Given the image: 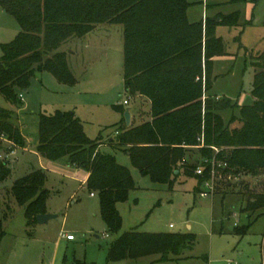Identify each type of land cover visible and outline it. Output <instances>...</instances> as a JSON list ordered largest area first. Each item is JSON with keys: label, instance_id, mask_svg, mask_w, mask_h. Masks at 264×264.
Listing matches in <instances>:
<instances>
[{"label": "trees", "instance_id": "obj_1", "mask_svg": "<svg viewBox=\"0 0 264 264\" xmlns=\"http://www.w3.org/2000/svg\"><path fill=\"white\" fill-rule=\"evenodd\" d=\"M0 5L21 28L12 42L3 45L0 58V92L17 106L37 73L48 71L61 83H77L63 49L69 40L83 38L98 25L123 26L125 90L130 96L146 97L150 119L128 127L123 117L106 127L116 131L115 136L106 140L101 132L91 139L75 111L57 110L40 115L37 145L43 157H69L71 164L87 170L86 185L98 194L110 233L120 232L122 218L117 205L127 201L137 186L130 169L114 154L103 152V146L128 153L140 173L156 184L172 187L181 176L195 179V193L213 173L232 175L239 184L244 177L264 175V51L252 64V102L241 106L238 116L226 123L222 112L233 108L231 99L210 95L216 80L213 58L226 55L216 28L238 26L239 11L219 13L204 24L188 20V0H0ZM114 107L124 116L121 105ZM235 122L241 125L232 127ZM3 140L11 144L9 150L26 146L15 111L0 107ZM10 175L8 162L0 160V183ZM46 181L42 170H34L8 191L25 207L28 226L37 223L39 214L47 213L50 191ZM245 188L239 190L247 199L243 211L249 219L261 216L264 190L253 192L246 183ZM250 225L235 232L244 234ZM0 231L3 236L1 222ZM196 239L192 232L131 229L110 243L107 261L158 256L154 263L190 258L187 253L194 249ZM262 254L264 264V241ZM202 258L209 262L207 254ZM74 264L86 263L75 260Z\"/></svg>", "mask_w": 264, "mask_h": 264}, {"label": "rangeland", "instance_id": "obj_2", "mask_svg": "<svg viewBox=\"0 0 264 264\" xmlns=\"http://www.w3.org/2000/svg\"><path fill=\"white\" fill-rule=\"evenodd\" d=\"M189 2L193 3L191 12L199 17L203 16L207 3L218 4L216 9L209 10L210 16L219 9L227 14L240 10L239 27L221 26L216 34L223 38L228 55L218 57L215 70L218 74H228L216 80L210 95H226L231 99L233 108L222 112L228 123L232 116H238L241 106L252 102V64L264 51V0ZM20 30L16 18L0 5V58L4 53L3 45L12 42ZM123 44L122 25H98L83 38H73L63 46L77 79L75 85L61 83L44 71L32 77L19 106L0 92V107L15 111L27 147L26 150L20 147L9 150L11 144L0 141V160H6L11 169V175L0 183V222L4 232L1 236L0 231V264H74L75 260L86 264L152 263L158 256L107 261L110 243L131 229L196 235V245L187 253L190 258L152 264H263L264 214L259 217L255 214L249 219L243 211L247 199L239 190L246 189L245 183L253 192L264 190V175L244 177L239 184L232 175L219 177L213 173L211 179L203 183L201 191L195 193V179L181 176L172 187L156 184L150 176L140 173L128 153L103 146V152L114 154L120 164L130 169L137 186L127 201L117 205L122 228L118 234H112L102 217L98 194L93 192L92 195L86 185L87 170L71 164L69 157L50 160L38 153L41 114L75 111L89 138L97 139L102 132L107 140L115 135L106 127L123 119L114 106L121 105L125 111L138 114L147 110L143 99L137 104L125 90ZM125 100L129 104H124ZM240 125L235 122L231 126ZM34 170L46 174V188L50 191L46 212L57 217L44 224L28 226L25 207L8 191L17 180ZM250 222L246 233L235 232L236 228ZM68 234L75 240H68ZM205 254L209 257L208 263L202 258Z\"/></svg>", "mask_w": 264, "mask_h": 264}, {"label": "crops", "instance_id": "obj_3", "mask_svg": "<svg viewBox=\"0 0 264 264\" xmlns=\"http://www.w3.org/2000/svg\"><path fill=\"white\" fill-rule=\"evenodd\" d=\"M189 1V0H188ZM233 2H235V0H232ZM193 3H191V5H190V7H189V9H188V13H187V16H188V20L191 22V23H194V22H203L204 24H205V22H206V19L207 18H211V17H214V16H216L217 14H219V13H223V14H227V13H225V12H223L221 9H219L213 16H210L209 14H208V12H209V10H211V11H213L214 9H216V7H217V5L218 4H214V5H209L208 3H207V5L205 4V6H207L206 8H205V10H204V12H203V16L202 17H199V16H196L194 13H192L191 12V7L193 6L192 5ZM210 6V7H209ZM237 11V10H236ZM240 11V10H239ZM232 13V12H231ZM229 14V13H228ZM240 25V24H239ZM239 25L238 26H235V28H237V27H239ZM219 27H221V26H218L217 28H216V34H218L217 33V29L219 28ZM226 27V26H225ZM226 55H228V53L226 54ZM225 55V56H226ZM218 57H220V56H217V57H214L213 58V61H214V67H213V75H214V77L216 78V80L220 77V76H223V75H227L228 73H226V74H218L217 73V71L215 70V64H216V61H217V59H218ZM216 80H215V82H216ZM215 82H214V84H215ZM214 87V86H213ZM211 92H212V90H211ZM210 92V93H211ZM206 96V95H205ZM215 96H226V95H215ZM226 97H228V96H226ZM133 98H134V100L135 101H137V104H138V101H140L139 99H143V102H144V104H145V106H147V110H144L145 112H139V114L138 113H135L134 111H131V110H129L130 111V113H131V125H134V124H140V123H142V122H144V121H146V120H148V119H150V102L146 99V97H144V96H142V95H139V94H137V95H135V96H133ZM128 104H129V102H128ZM136 104V105H137ZM135 105V106H136ZM135 109V108H134ZM138 114V115H137ZM124 117V116H123ZM137 118H139L140 120H138V122H134L133 121V119L134 120H136ZM142 119V120H141ZM122 121V120H121ZM132 121H133V123H132ZM127 125V124H126ZM130 125V126H131ZM128 126V125H127ZM129 127V126H128ZM111 131L112 132H114L113 133V135H116L117 134V132L116 131H113V129H111ZM106 142V141H105ZM110 147V146H109ZM26 146L24 147V149L26 150ZM88 176H89V173L87 172V175H86V177H85V182H86V180H87V178H88ZM94 193H92V195H93ZM73 240H75V238L74 239H72V240H70V241H73ZM263 241H264V239H263ZM263 244V243H262Z\"/></svg>", "mask_w": 264, "mask_h": 264}, {"label": "water", "instance_id": "obj_4", "mask_svg": "<svg viewBox=\"0 0 264 264\" xmlns=\"http://www.w3.org/2000/svg\"><path fill=\"white\" fill-rule=\"evenodd\" d=\"M124 118L126 120V124L128 126H130L131 125V113H130L129 110L125 111ZM56 217H57V215H55V214H48V213L39 214L37 216V223L44 224V223H47L50 219H53V218H56Z\"/></svg>", "mask_w": 264, "mask_h": 264}, {"label": "built area", "instance_id": "obj_5", "mask_svg": "<svg viewBox=\"0 0 264 264\" xmlns=\"http://www.w3.org/2000/svg\"><path fill=\"white\" fill-rule=\"evenodd\" d=\"M21 98H23V95H21ZM128 102H129L128 100H125V101H124V104H128ZM198 173L201 174V173H202V169H199V170H198ZM205 195H206V194H204V193L202 194L203 197H204ZM66 238H67L68 240H72V239H74L75 237H74L72 234H68V235H66Z\"/></svg>", "mask_w": 264, "mask_h": 264}]
</instances>
